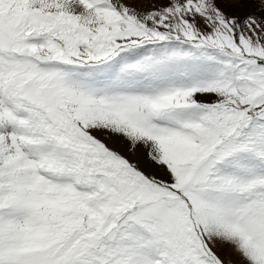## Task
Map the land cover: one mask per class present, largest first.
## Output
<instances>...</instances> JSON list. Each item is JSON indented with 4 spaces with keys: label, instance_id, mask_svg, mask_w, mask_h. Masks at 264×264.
<instances>
[{
    "label": "snow or ice",
    "instance_id": "1",
    "mask_svg": "<svg viewBox=\"0 0 264 264\" xmlns=\"http://www.w3.org/2000/svg\"><path fill=\"white\" fill-rule=\"evenodd\" d=\"M0 264H264V0H0Z\"/></svg>",
    "mask_w": 264,
    "mask_h": 264
},
{
    "label": "rangeland",
    "instance_id": "2",
    "mask_svg": "<svg viewBox=\"0 0 264 264\" xmlns=\"http://www.w3.org/2000/svg\"><path fill=\"white\" fill-rule=\"evenodd\" d=\"M231 255V252H230V250L228 251V253L225 255V259H228L229 258V256Z\"/></svg>",
    "mask_w": 264,
    "mask_h": 264
}]
</instances>
